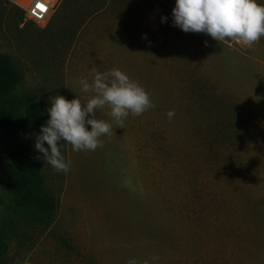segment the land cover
I'll list each match as a JSON object with an SVG mask.
<instances>
[{
	"label": "rangeland",
	"instance_id": "374dc122",
	"mask_svg": "<svg viewBox=\"0 0 264 264\" xmlns=\"http://www.w3.org/2000/svg\"><path fill=\"white\" fill-rule=\"evenodd\" d=\"M174 6L58 0L36 23L0 0V54L22 73L17 93L48 109L57 95L90 96L79 80L91 83L93 69L116 68L156 105L122 128L98 110L114 132L95 151L62 144L67 173L37 159L51 220L22 219L0 186V264H264V37L247 48L186 33ZM38 134L26 142L42 157Z\"/></svg>",
	"mask_w": 264,
	"mask_h": 264
},
{
	"label": "clouds",
	"instance_id": "9594fccd",
	"mask_svg": "<svg viewBox=\"0 0 264 264\" xmlns=\"http://www.w3.org/2000/svg\"><path fill=\"white\" fill-rule=\"evenodd\" d=\"M172 18L182 31L205 33L220 43L231 40L251 48L264 37V5L257 0H175ZM92 75L91 83L85 78L79 80L81 91L90 96L68 100L57 95L50 99L49 119L35 136L34 147L43 155L34 159H43L57 172L67 173L71 168L61 153L62 144L71 145L76 152L95 151L103 146L102 136L113 134L112 124L97 118L98 110L107 107L108 115L122 128L129 114L141 116L156 107L145 89L119 69L103 73L93 69ZM166 115L171 119L174 110ZM86 125L91 126L90 131ZM128 264L137 262L133 259Z\"/></svg>",
	"mask_w": 264,
	"mask_h": 264
},
{
	"label": "trees",
	"instance_id": "16d2710c",
	"mask_svg": "<svg viewBox=\"0 0 264 264\" xmlns=\"http://www.w3.org/2000/svg\"><path fill=\"white\" fill-rule=\"evenodd\" d=\"M22 79L12 59L0 54V186L10 195L9 207L18 216L46 221L55 215L56 199L44 189L39 162L26 138L40 133L49 114L34 95L16 92ZM6 252L0 229V261Z\"/></svg>",
	"mask_w": 264,
	"mask_h": 264
},
{
	"label": "built area",
	"instance_id": "2783aa9c",
	"mask_svg": "<svg viewBox=\"0 0 264 264\" xmlns=\"http://www.w3.org/2000/svg\"><path fill=\"white\" fill-rule=\"evenodd\" d=\"M10 2L20 8L27 19L44 23L58 0H10Z\"/></svg>",
	"mask_w": 264,
	"mask_h": 264
},
{
	"label": "bare ground",
	"instance_id": "6f19581e",
	"mask_svg": "<svg viewBox=\"0 0 264 264\" xmlns=\"http://www.w3.org/2000/svg\"><path fill=\"white\" fill-rule=\"evenodd\" d=\"M23 1V0H22Z\"/></svg>",
	"mask_w": 264,
	"mask_h": 264
},
{
	"label": "snow or ice",
	"instance_id": "6c2138e0",
	"mask_svg": "<svg viewBox=\"0 0 264 264\" xmlns=\"http://www.w3.org/2000/svg\"><path fill=\"white\" fill-rule=\"evenodd\" d=\"M42 7V6H41Z\"/></svg>",
	"mask_w": 264,
	"mask_h": 264
}]
</instances>
